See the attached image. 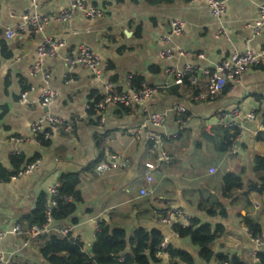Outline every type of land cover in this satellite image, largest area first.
<instances>
[{
  "label": "crops",
  "instance_id": "crops-1",
  "mask_svg": "<svg viewBox=\"0 0 264 264\" xmlns=\"http://www.w3.org/2000/svg\"><path fill=\"white\" fill-rule=\"evenodd\" d=\"M67 3L50 0L39 4L35 13L48 18L62 12ZM261 5L264 0H225L223 13L215 19L203 0L154 7L143 0H87L86 9L99 10V17L90 20L78 12L67 22L49 20L41 33L17 32L7 41L4 32L16 28L30 5L29 0H0V249L12 264H46L40 249L48 236L24 247L13 228L26 229V218L38 198L70 176L79 181L80 201L70 218L53 222L52 227L70 229V236L87 254L96 242L98 224L105 223L109 230L121 229L128 237L137 229L156 230L168 247L186 252L194 264H219L215 259L203 263L198 248L172 230L174 224L188 226L197 220L211 229L223 228L212 245L215 256L258 264L256 254L264 253V244L253 243L238 214L247 212L264 237V194L250 193L248 201L238 197L230 202L221 199L220 188L222 177L229 173L240 176L244 191L257 183L252 160L264 157V64L227 83L212 100L198 102L195 97L206 91V73L214 65L243 52L245 46L255 51L264 47V25L254 27ZM175 20L184 25L181 35L171 34ZM47 38L64 40L65 46L44 62L48 87L56 96L43 108L37 102L42 76L33 75L31 69L37 63L36 46ZM79 46L98 57L104 68L100 79L84 68L66 65V55ZM170 49L174 58H161ZM178 51L185 55L178 57ZM187 65L196 69L195 84L173 85L167 71ZM131 80L157 92L144 105L108 107L100 123L91 107L104 93L105 83L127 91ZM175 107L185 112L172 111ZM233 111L238 113V118L228 121L233 126L219 124L222 114ZM163 112L167 116L161 128L145 123L146 115ZM250 113L253 118L247 119ZM46 114L64 120L72 131L43 124L51 140L38 145L32 142L31 125ZM235 125L242 126L235 146L223 152V133L231 134ZM152 135L161 137L154 152L148 139ZM15 138L23 142L16 144ZM34 160L39 164L30 174L11 179ZM147 166L152 167L151 182L145 178ZM142 190L147 196L140 195ZM215 201L225 207V218L217 213L209 216L199 208L203 202ZM168 210L181 216L165 225L160 220ZM155 259L154 264L173 262L166 253Z\"/></svg>",
  "mask_w": 264,
  "mask_h": 264
},
{
  "label": "built area",
  "instance_id": "built-area-1",
  "mask_svg": "<svg viewBox=\"0 0 264 264\" xmlns=\"http://www.w3.org/2000/svg\"><path fill=\"white\" fill-rule=\"evenodd\" d=\"M50 0H29L30 9L23 15L19 17V24L16 28L7 29L4 32V37L7 41L12 40L17 32H27L38 34L41 33L45 25L49 20L56 22H67L71 17H73L78 12H83L85 16L93 20L101 15L100 11L97 9L89 8L86 9L87 0H68L66 8L57 15L50 16L48 18L40 17L35 13L39 4L46 3ZM207 3L208 9L215 19H219L224 10L225 0H203ZM264 25V5L258 8V18L255 23V29L258 30ZM170 31L172 35H181L184 31V25L180 21H173L170 24ZM65 41L61 39H43L35 48L34 54L37 58V63L31 69V73L35 75L40 73L42 76L43 86L40 90V94L37 102L43 108H47L52 100L55 98V92L48 87L49 75L47 71L43 72L44 62L48 59L54 58L58 52L64 48ZM178 57H182L185 54L181 51L176 53ZM175 52L170 50H165L161 54V58L172 59L174 58ZM65 63L69 69L75 67H81L86 69L94 79L98 80L102 77L104 68L100 65L98 57L95 53L86 46H79L76 49L69 51L66 55ZM264 64V47L259 50H251L248 46H245V50L241 53L234 54L230 59L222 61L213 66V68L206 74L208 76V83L206 86V91L200 93L195 97V100L202 102L205 100H212L219 93L222 92L227 83L237 82L242 77L243 73L249 69L258 67ZM194 67L189 65L183 67L181 70L172 68L167 72L173 77L172 84L175 86H180L183 84L193 85L196 82ZM169 86V85H168ZM167 86V87H168ZM166 87V88H167ZM157 89L154 87H148L141 84L140 87L134 88L130 87L127 91H117L110 83H105L104 93L94 102L91 110L99 118V122H103V113L108 107H119L122 109H130L137 105H144L145 102L151 98ZM25 93L21 95V99H25ZM172 111L183 114L185 111L181 107H175ZM167 112L163 113H152L145 117V123L149 124L154 129H159L163 126L166 120ZM238 118V113L233 111L231 113H224L219 118V124L225 127L233 126L229 123V119ZM247 119H252L253 115L250 113L246 116ZM43 124H48L51 128L62 127L66 133H71L72 126L68 125L64 120L57 117L46 114L43 118L38 120L36 123L31 125V130L33 133L32 142L38 145L42 143H47L51 140V134L44 131ZM234 129L240 131L242 126L235 125ZM150 150L154 152L156 148L161 144L160 136H149ZM16 144L23 142L22 139H12ZM18 153V152H17ZM15 155H18L15 153ZM165 161H169V158L164 156ZM38 161L35 160L32 163L25 165L21 170L16 172L11 179H17L19 177L30 174L37 166ZM149 169V170H148ZM152 167L147 166L145 170V178L147 182H151L150 173ZM213 174L214 170H210ZM60 183L57 182L53 185L45 196L44 203V216L45 221L41 226L33 225L28 229H23L20 225H16L13 228V232L20 238H23V246L27 247L31 241L42 236H56L59 238H64L71 241H76V239L70 236V229L59 230L52 227V211L56 208L57 203L55 201L57 196V189ZM141 196H147L146 191L142 190ZM181 213L179 211L168 210L161 217V223L165 225L172 224V221L177 217H180ZM251 237V236H250ZM2 235H0V240ZM253 243L260 247L264 244V237L251 238ZM168 249L167 241L162 239L158 252L155 257H159L161 254L165 253ZM0 264H12L9 258H6L4 253L0 249Z\"/></svg>",
  "mask_w": 264,
  "mask_h": 264
},
{
  "label": "trees",
  "instance_id": "trees-1",
  "mask_svg": "<svg viewBox=\"0 0 264 264\" xmlns=\"http://www.w3.org/2000/svg\"><path fill=\"white\" fill-rule=\"evenodd\" d=\"M175 1L188 2L190 0H143L150 7L169 5ZM130 83L132 87L136 88L141 85V83L132 82V80ZM238 132L237 129L233 128L231 134L228 131L223 133L222 145L220 146L223 152L235 146ZM252 171L257 183L250 184L245 191L239 175L225 174L221 179V199L232 202L235 198L240 197L248 201L250 193L264 194V157L255 156L253 158ZM59 183L55 199L57 206L51 214L53 222H62L70 218L80 201V194L77 191L79 184L77 177H65ZM44 203L45 196L41 195L35 210L30 212L26 218L28 222L26 229L33 225L41 226L44 223ZM199 208L209 216H214L217 213L223 218L226 217L225 207L218 201L209 204L203 202ZM238 217L251 238L255 239L262 236L261 227L247 218V212L241 211ZM172 230L179 238L189 239L191 244L198 248V258L203 263H209L215 259L219 264H243L236 257L229 259L222 255L215 256L213 254L212 245L223 234L222 227L217 226L211 229L209 225H202L197 220H191L188 226L172 225ZM45 239L40 254L46 264H154L158 262L155 255L163 238L156 230L146 232L143 229H137L128 237L121 229L109 230L105 223H99L95 237L96 242L89 254L84 252L79 242L56 236H48ZM165 253L173 261L172 264H194L192 257L186 252L174 251L168 247ZM256 257L258 264H264V253L258 252Z\"/></svg>",
  "mask_w": 264,
  "mask_h": 264
},
{
  "label": "water",
  "instance_id": "water-1",
  "mask_svg": "<svg viewBox=\"0 0 264 264\" xmlns=\"http://www.w3.org/2000/svg\"><path fill=\"white\" fill-rule=\"evenodd\" d=\"M222 1V0H221Z\"/></svg>",
  "mask_w": 264,
  "mask_h": 264
}]
</instances>
